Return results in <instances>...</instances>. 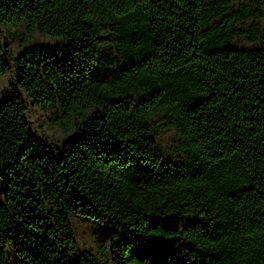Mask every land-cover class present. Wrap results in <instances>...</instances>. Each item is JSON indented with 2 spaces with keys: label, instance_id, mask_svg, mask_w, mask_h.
Returning a JSON list of instances; mask_svg holds the SVG:
<instances>
[{
  "label": "trees",
  "instance_id": "obj_1",
  "mask_svg": "<svg viewBox=\"0 0 264 264\" xmlns=\"http://www.w3.org/2000/svg\"><path fill=\"white\" fill-rule=\"evenodd\" d=\"M0 264H264V0H0Z\"/></svg>",
  "mask_w": 264,
  "mask_h": 264
}]
</instances>
